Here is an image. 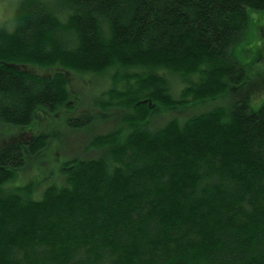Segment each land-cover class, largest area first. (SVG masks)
Here are the masks:
<instances>
[{"label":"trees","instance_id":"1","mask_svg":"<svg viewBox=\"0 0 264 264\" xmlns=\"http://www.w3.org/2000/svg\"><path fill=\"white\" fill-rule=\"evenodd\" d=\"M261 12L264 0H19L0 25V136H13L0 145V264H264V103L152 129L241 86ZM260 18L246 54L263 63ZM88 74L104 92L77 88ZM78 93L94 117L69 110ZM114 111L118 126L90 132L40 199L32 183L9 188L43 162L56 173L41 123L76 134Z\"/></svg>","mask_w":264,"mask_h":264},{"label":"rangeland","instance_id":"2","mask_svg":"<svg viewBox=\"0 0 264 264\" xmlns=\"http://www.w3.org/2000/svg\"><path fill=\"white\" fill-rule=\"evenodd\" d=\"M18 1L19 0H0V25L4 23L8 24L9 29H12V26L14 25V17ZM253 16L254 22L251 25V29L248 35V41L240 46L239 49L241 50L238 52L242 64L248 68V77L244 80L241 86L231 87L227 94L224 95L227 97L223 100H221L222 98L218 99L217 101H215L216 103H205L198 107H192L190 109L177 108L174 111L158 115L157 118H152L154 121L152 129H155L157 127L155 125L159 122H161L160 126L166 124L170 118H178L180 121H182L189 118V116L195 113L199 114L201 113V111H211L217 109L218 107L219 109H224L226 113L229 114L231 106L233 104L242 102L244 100L246 101L247 98H249L250 100L252 106L250 109L252 111H255L264 103V62H258L259 57L256 54L252 57H249L246 54L248 49L257 50V48L259 47L258 44H261L262 42L259 41L258 43V40L256 39L257 37H262L258 34L259 24L256 23V19H259V21L262 20L260 17L264 19V12L256 13ZM262 22L264 24V20ZM83 76L84 77H81V79L76 78V83L78 84V86L76 85V83L75 86H77L79 90L88 94H97L100 91H105L103 88L105 85L104 79H106V77H98L97 75L95 76L92 74ZM175 81L178 80L175 79ZM174 86H176V84ZM177 86H179V83ZM179 90L181 91L180 86ZM175 96L179 98L180 93H178L177 91V94ZM77 98L78 103H75V100L72 101L68 106L69 110H73L74 108L76 109V114H74L76 115V117H86L92 113H96L95 110H91V101L89 100L87 94L78 93ZM68 114V109H65V111H63L62 118L64 117V115L67 116ZM114 114H117V112L114 111L113 114L111 113L110 118H108L106 122H99L96 118H92L93 120L91 121H86L88 122L86 124V130H82L76 134L73 133L66 124L58 125L56 123V125H52L51 123H54V120L50 121L49 123H41V131L48 133L50 139L52 140V142H50L51 144L49 145L51 148V154L53 155V157L56 156V159H58L57 162H53V164L56 162V165L52 166V170L54 171V173H56L54 174V176H51V178H49L48 176H50V168L46 169L47 166L43 162L40 170L36 168L35 165L32 166L31 169L29 168L25 171L19 170L15 181L12 182V185L9 188H20L32 183L34 185L33 196L36 199H40L42 197V193L47 187L53 185V183L61 182L60 172H57L59 167L63 166L61 164L68 158L77 154L80 156L85 152L83 150L84 148H86L88 142L90 141V132H94V135H98L105 133L107 130L112 131L118 126L119 116ZM170 114L171 116L169 117ZM91 116L94 117L95 114H92ZM58 120L62 119L57 116L56 121ZM162 120L165 121L162 122ZM9 136L11 137L9 132H7V135L5 136H0V145L3 142L5 143V138L6 141H8L9 138L7 137ZM11 139H13V136L11 137ZM84 156L88 157L87 155Z\"/></svg>","mask_w":264,"mask_h":264},{"label":"bare ground","instance_id":"3","mask_svg":"<svg viewBox=\"0 0 264 264\" xmlns=\"http://www.w3.org/2000/svg\"><path fill=\"white\" fill-rule=\"evenodd\" d=\"M146 70V69H145ZM199 74V73H198ZM197 75V74H196ZM195 77V76H194ZM211 77V76H210Z\"/></svg>","mask_w":264,"mask_h":264}]
</instances>
